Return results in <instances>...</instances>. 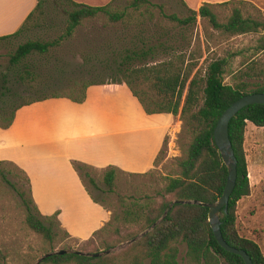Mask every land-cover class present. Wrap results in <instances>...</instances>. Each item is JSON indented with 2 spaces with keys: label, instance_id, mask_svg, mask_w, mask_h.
<instances>
[{
  "label": "trees",
  "instance_id": "trees-1",
  "mask_svg": "<svg viewBox=\"0 0 264 264\" xmlns=\"http://www.w3.org/2000/svg\"><path fill=\"white\" fill-rule=\"evenodd\" d=\"M46 1L48 0H34L33 9L18 29L11 35L0 37V41L18 35L32 20L34 14L41 13V8ZM51 1L60 6L65 17L64 30L59 39L70 37L83 21L98 16L106 18L108 23L121 25L125 20L130 22L136 20L135 27L139 30L135 34H141V36L148 30L145 29V31L141 27L146 28L145 24L149 25L152 21L159 23L161 19L177 29L185 30L195 25L196 17H198L205 40L206 36L213 35L210 31L215 33L219 43L246 35H253L256 38L254 45L246 50L248 55L242 58L237 69L231 73L233 81L231 86L222 83L226 59L210 60L202 68L197 65L200 58L199 49L195 50V54L188 55V59L178 54L157 63H140L145 62L156 47L154 43H149L146 36L143 39L141 36H136L138 46L134 44L132 48L124 50V55L115 68L118 76H113L107 82L71 81L64 92L48 89L17 104H9L6 98L8 96L0 93V129L5 130L11 125L14 112L22 106L47 99H66L80 104L85 98V89L89 86L123 84L145 115L168 114L177 117L182 134L188 137L185 148L182 150V157L176 162L177 175L174 178L165 179L160 202L153 206V204H141L137 200H130L127 204H123L119 215L112 219L121 221L123 224H139L140 230H143L166 210L164 218L157 226L116 254L98 258H86L73 254L54 255L43 259L39 264H177L179 245L184 248L183 260L186 264H243L238 256L224 252L215 243L206 221L205 207L173 204L167 210V206L171 200L210 204L220 196L226 171L213 144L212 129L221 112L240 96L264 93V84L248 89L250 86L245 82V79L251 78L264 80V62L259 59L264 52V16L244 13L241 7L246 2L240 0L219 4L202 3L196 11L186 7L180 0L181 6L187 12V15L180 17L163 13L160 5H154L149 0H127L122 7H116L115 11L113 10L115 0H110L101 6H87L71 0ZM226 5H230L228 14L218 17L215 8ZM155 8L157 13H154ZM153 35L150 34L149 39L154 38ZM155 35L157 38L161 36L172 39L170 29L164 27L159 32H155ZM54 43L27 41L16 47L9 57V63L16 66L31 54H45ZM156 46L164 47L159 42ZM24 74L30 75L26 70ZM17 81L27 80L18 75ZM52 82L50 80L40 82L37 86L40 87L43 83L46 88ZM26 86L29 89L33 88L28 83ZM245 123H250L256 128H264V105L244 107L228 121L227 138L236 161L235 182L227 200L225 213L222 211L218 213L219 231L223 241L228 246L245 252L251 264H264V257L258 246L248 239L239 237L234 227L236 202L248 195L246 165L242 151ZM164 145L165 138L154 158L153 166L157 163ZM70 165L94 203L98 202L88 192L83 183V177L87 178L88 183L95 188L96 186L93 179L84 171L100 172V182L108 192L113 189L116 175L121 173L111 166L96 170L75 161H71ZM19 182L23 185L18 186ZM2 185L10 187L19 198L24 211L23 222L27 229L51 242L56 237L54 230L58 231L60 228L56 219L57 213L49 216L38 213L30 198L28 179L25 174L13 164L0 161V187ZM165 196H171V199L165 200ZM63 234L67 235L64 231ZM47 252L49 251L45 253Z\"/></svg>",
  "mask_w": 264,
  "mask_h": 264
},
{
  "label": "rangeland",
  "instance_id": "rangeland-1",
  "mask_svg": "<svg viewBox=\"0 0 264 264\" xmlns=\"http://www.w3.org/2000/svg\"><path fill=\"white\" fill-rule=\"evenodd\" d=\"M126 1L115 0L113 10H117L116 7H122ZM149 1L154 5H160L165 14H174L178 17L187 15L180 0ZM244 2L246 3L241 7L244 13L264 16V0ZM184 3L186 7L192 8L190 0H185ZM229 8L230 5L216 7L215 12L221 18L228 14ZM157 12L155 8L154 13ZM135 25H137L136 20L132 22L125 20L121 25L120 23H108L106 18L98 16L83 21L70 37L59 39L64 30L65 17L60 6L51 0L46 1L41 8V13L34 14L32 20L18 35L0 41V93L8 96L6 98L9 104H17L46 92L48 89L64 92L71 81L107 82L113 76L117 77L115 68L124 55V50L132 48L134 44L138 46L135 38L141 34H135L139 30ZM170 26L171 24L160 19L159 23L152 21L149 25L145 24L146 28L141 27L143 30L148 29L142 34V39L146 36L149 43H154L156 48L145 62L140 63H157L178 54L188 59V55L199 49L200 58L197 65L202 68L210 60L226 59L222 83L230 86L233 82L231 73L237 69L242 58L248 55L246 50L254 45L256 38L253 35H246L219 43L215 33L210 31L213 35L206 36L205 40L198 17H196L195 25L185 30L174 26L168 28ZM163 27L170 29L172 39L161 36L157 38L155 32H159ZM150 34H154L153 36L158 40L155 37L149 39ZM27 41L55 43L45 54L34 53L18 65H11L9 57L18 45ZM158 42L164 47H157ZM259 59L264 62V52ZM136 65L140 66L137 63ZM24 70L30 75L25 76ZM18 75L27 81H17ZM49 80L53 82L46 88L43 83L40 87L37 86L40 82ZM245 82L250 86L248 89L264 84V80L253 78L245 79ZM26 83L32 85L33 88L29 89ZM174 120L176 125L169 135L165 136V145L158 156L157 163L143 175L118 173L113 189L108 192L100 182V172L84 171L93 179L96 188L88 183L87 178L83 177L85 187L109 213L108 225L106 224L86 241L69 238L63 234L61 228L58 231L54 230L56 237L51 242L31 232L24 225V211L19 198L10 187L2 185L0 187V257H2L0 264H33L46 251L72 250L97 253L124 244L131 239L130 236H136L142 232L144 229L140 230L139 224H123L121 221L112 219L119 215L123 204H127L130 200H137L141 204L157 205L161 200L165 179L176 177V162L182 157V150L185 148L188 137L182 134L181 124L177 117H174ZM242 151L246 165L248 195L236 202L234 227L237 235L254 242L264 257V128H256L250 123H245ZM19 185L22 186L23 183L19 182ZM164 199L170 200L171 196H165ZM183 253L184 248L179 245L177 264H186L183 260Z\"/></svg>",
  "mask_w": 264,
  "mask_h": 264
},
{
  "label": "crops",
  "instance_id": "crops-1",
  "mask_svg": "<svg viewBox=\"0 0 264 264\" xmlns=\"http://www.w3.org/2000/svg\"><path fill=\"white\" fill-rule=\"evenodd\" d=\"M71 1L101 6L110 0ZM190 1L188 8L196 11L202 3L231 0ZM33 7L34 0H0V37L13 34ZM175 125L171 115H145L123 84L93 85L80 104L47 99L17 109L11 125L0 129V161L25 174L40 215L56 212L69 238L86 241L104 227L109 213L91 201L70 162L144 174Z\"/></svg>",
  "mask_w": 264,
  "mask_h": 264
},
{
  "label": "water",
  "instance_id": "water-1",
  "mask_svg": "<svg viewBox=\"0 0 264 264\" xmlns=\"http://www.w3.org/2000/svg\"><path fill=\"white\" fill-rule=\"evenodd\" d=\"M249 105H264V93H254V94H246V95L240 96L238 99H236L231 104H229V106L226 107L221 112L220 116L217 118L214 124V127L212 129V141L217 150L219 159L221 163L223 164L225 171H226L224 185L221 190L220 196L217 198V200H215L213 203H210V204L199 203L196 201H171L167 206V210L173 204L197 205L200 207H205L207 210L206 211V221L208 223L213 240L224 252L238 256L242 260L243 264H251L249 257L242 250L232 248L223 241L220 235V231H219L220 222L218 219V213L219 211H222V213H225L227 200H228V197L232 191V188L235 182L236 161L233 156L232 149H231L230 143L227 138V124H228V121L232 117H234V115L239 110ZM165 213H166V210L148 228L144 229L142 232H140L138 235L134 236L133 238H131L124 244L118 245L114 248H110V249L97 252V253H85V252H78V251H72V250L52 251V252H48L40 256L33 264H39L43 259L50 257V256H54V255L59 256V255H64V254H73L76 256L86 257V258H98L104 255H108L112 252L122 250L125 247L132 244L133 242L140 239L141 237H143L150 230H152L155 226H157L161 222V220L164 218Z\"/></svg>",
  "mask_w": 264,
  "mask_h": 264
}]
</instances>
